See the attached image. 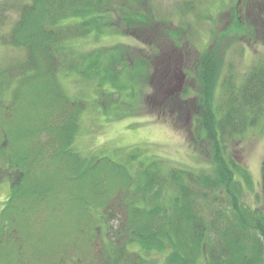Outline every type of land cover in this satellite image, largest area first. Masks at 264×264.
I'll use <instances>...</instances> for the list:
<instances>
[{
  "label": "trees",
  "instance_id": "16d2710c",
  "mask_svg": "<svg viewBox=\"0 0 264 264\" xmlns=\"http://www.w3.org/2000/svg\"><path fill=\"white\" fill-rule=\"evenodd\" d=\"M142 5L151 8L149 0H0V29L9 25L0 43L20 50L0 63V184L10 188L0 264H264V209L246 199L251 175L228 153L229 140L264 121L263 59L240 79L229 69L220 96L219 55L201 64L192 132L213 142L214 174L165 170L149 157L131 170L73 146L88 103L67 95L62 77L94 82L104 111L147 77L143 60L126 61L125 44L88 52L78 43L116 32L117 16L127 28L153 26ZM258 29L250 24V35ZM175 36L168 32L172 44ZM188 90L166 106L192 108Z\"/></svg>",
  "mask_w": 264,
  "mask_h": 264
},
{
  "label": "rangeland",
  "instance_id": "374dc122",
  "mask_svg": "<svg viewBox=\"0 0 264 264\" xmlns=\"http://www.w3.org/2000/svg\"><path fill=\"white\" fill-rule=\"evenodd\" d=\"M190 1L194 6L186 5ZM249 1L149 0L151 8L142 5L141 10L152 14V27L127 28L117 16L112 21L116 32H104V36L97 39L90 37L78 43L82 51L88 52L114 43L125 44L130 51L126 61L143 60L147 77L134 84L133 91L124 87L120 106L113 105L106 111L95 102L94 82L79 74L62 77L67 95L74 99L81 96L88 103L81 112L73 146L85 156H108L131 170L137 168L138 160L149 157L165 170L177 167L214 174L213 142L204 135L200 140L195 139L192 132L194 115L199 108L195 99L202 88L201 64L219 55L213 63L220 64L222 76L216 92L220 96L222 77L229 69L240 79L256 60H264V6L249 5ZM250 24L259 26L255 36L250 35ZM8 28L9 25H5L0 29V37ZM172 30L178 33L173 44L168 37ZM18 52L20 50L0 43V63L8 62L11 55ZM175 55L179 57V64L171 69L168 60L174 62ZM203 55L206 58L201 61ZM135 70L139 75L144 72L143 67ZM166 72L167 79L163 78ZM125 78H128L126 74ZM185 88L189 89V94L182 96L194 99L192 108L186 106V102L185 106L176 104L174 110L166 106L168 98L181 95ZM228 146L229 155L251 175L253 188L246 199L264 209V121L229 140ZM9 191V183L2 182L0 211Z\"/></svg>",
  "mask_w": 264,
  "mask_h": 264
}]
</instances>
